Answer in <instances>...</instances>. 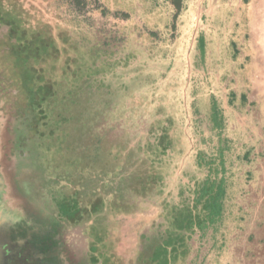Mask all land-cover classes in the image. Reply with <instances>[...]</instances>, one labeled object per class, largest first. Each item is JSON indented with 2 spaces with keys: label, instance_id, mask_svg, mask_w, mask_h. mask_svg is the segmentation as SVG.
Here are the masks:
<instances>
[{
  "label": "rangeland",
  "instance_id": "374dc122",
  "mask_svg": "<svg viewBox=\"0 0 264 264\" xmlns=\"http://www.w3.org/2000/svg\"><path fill=\"white\" fill-rule=\"evenodd\" d=\"M247 263L264 0H0V264Z\"/></svg>",
  "mask_w": 264,
  "mask_h": 264
},
{
  "label": "trees",
  "instance_id": "16d2710c",
  "mask_svg": "<svg viewBox=\"0 0 264 264\" xmlns=\"http://www.w3.org/2000/svg\"><path fill=\"white\" fill-rule=\"evenodd\" d=\"M75 1H77L78 3H83V0H75Z\"/></svg>",
  "mask_w": 264,
  "mask_h": 264
},
{
  "label": "bare ground",
  "instance_id": "6f19581e",
  "mask_svg": "<svg viewBox=\"0 0 264 264\" xmlns=\"http://www.w3.org/2000/svg\"><path fill=\"white\" fill-rule=\"evenodd\" d=\"M262 183V182H261ZM254 260V259H253ZM253 262V261H252ZM248 264V263H247Z\"/></svg>",
  "mask_w": 264,
  "mask_h": 264
}]
</instances>
